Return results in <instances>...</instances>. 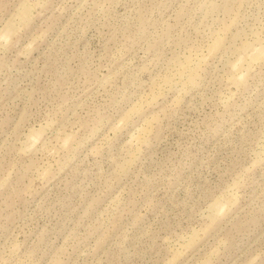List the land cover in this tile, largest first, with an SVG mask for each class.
<instances>
[{
	"label": "rangeland",
	"instance_id": "rangeland-1",
	"mask_svg": "<svg viewBox=\"0 0 264 264\" xmlns=\"http://www.w3.org/2000/svg\"><path fill=\"white\" fill-rule=\"evenodd\" d=\"M0 264H264V0H0Z\"/></svg>",
	"mask_w": 264,
	"mask_h": 264
},
{
	"label": "bare ground",
	"instance_id": "bare-ground-1",
	"mask_svg": "<svg viewBox=\"0 0 264 264\" xmlns=\"http://www.w3.org/2000/svg\"><path fill=\"white\" fill-rule=\"evenodd\" d=\"M24 8L26 9V8H28V7H26V6H24ZM23 9V8H22ZM26 11V10H25ZM26 14H29V13H27V12H25Z\"/></svg>",
	"mask_w": 264,
	"mask_h": 264
}]
</instances>
